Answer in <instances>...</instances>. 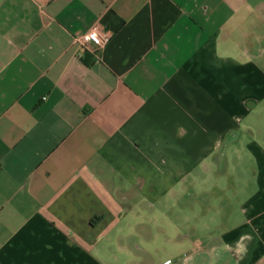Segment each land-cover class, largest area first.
<instances>
[{
  "label": "crops",
  "instance_id": "crops-1",
  "mask_svg": "<svg viewBox=\"0 0 264 264\" xmlns=\"http://www.w3.org/2000/svg\"><path fill=\"white\" fill-rule=\"evenodd\" d=\"M0 264H264V0H0Z\"/></svg>",
  "mask_w": 264,
  "mask_h": 264
},
{
  "label": "built area",
  "instance_id": "built-area-1",
  "mask_svg": "<svg viewBox=\"0 0 264 264\" xmlns=\"http://www.w3.org/2000/svg\"><path fill=\"white\" fill-rule=\"evenodd\" d=\"M106 42L107 39L105 38L104 32L96 28L92 30V32L81 37L79 44L85 48L100 49L106 44Z\"/></svg>",
  "mask_w": 264,
  "mask_h": 264
},
{
  "label": "rangeland",
  "instance_id": "rangeland-1",
  "mask_svg": "<svg viewBox=\"0 0 264 264\" xmlns=\"http://www.w3.org/2000/svg\"><path fill=\"white\" fill-rule=\"evenodd\" d=\"M154 214V213H153ZM155 219H157L156 221H155ZM148 221H149V227H150V231H151V233H150V236L151 235H153V237H152V240H154V239H156L155 240V242H156V244H159L158 243V234H156V232L158 233V226H156V222L158 221V223L160 222V217H152V218H150V220L148 219ZM159 225V224H158ZM190 236H188V240H193L194 239V234H189ZM137 240V239H136ZM188 255V253L186 254V255H184V257L185 256H187ZM158 259H160V258H158ZM160 260H162V259H160Z\"/></svg>",
  "mask_w": 264,
  "mask_h": 264
}]
</instances>
